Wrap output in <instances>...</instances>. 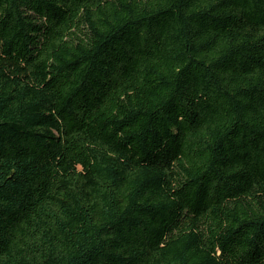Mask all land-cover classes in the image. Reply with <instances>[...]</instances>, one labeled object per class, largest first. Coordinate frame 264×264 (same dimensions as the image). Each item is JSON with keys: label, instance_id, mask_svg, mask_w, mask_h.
I'll use <instances>...</instances> for the list:
<instances>
[{"label": "trees", "instance_id": "obj_1", "mask_svg": "<svg viewBox=\"0 0 264 264\" xmlns=\"http://www.w3.org/2000/svg\"><path fill=\"white\" fill-rule=\"evenodd\" d=\"M0 264H264V0H0Z\"/></svg>", "mask_w": 264, "mask_h": 264}]
</instances>
